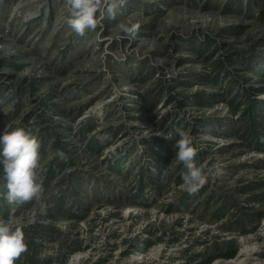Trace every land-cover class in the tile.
I'll return each mask as SVG.
<instances>
[{
    "label": "rangeland",
    "instance_id": "rangeland-1",
    "mask_svg": "<svg viewBox=\"0 0 264 264\" xmlns=\"http://www.w3.org/2000/svg\"><path fill=\"white\" fill-rule=\"evenodd\" d=\"M248 1L127 0L80 37L63 0H0V134L39 139L52 205L0 201L25 233L16 264H264V127H239L264 113V0ZM179 131L217 166L194 195Z\"/></svg>",
    "mask_w": 264,
    "mask_h": 264
},
{
    "label": "clouds",
    "instance_id": "clouds-1",
    "mask_svg": "<svg viewBox=\"0 0 264 264\" xmlns=\"http://www.w3.org/2000/svg\"><path fill=\"white\" fill-rule=\"evenodd\" d=\"M126 4L127 0H63L66 24L73 33L83 37L88 31H95L105 17L114 20L118 9ZM119 28L124 36L134 38L139 25L121 23ZM178 135L174 145L177 149L175 159L186 169L181 177L182 188L189 195H194L207 183L217 166L207 170L197 166L195 157L198 149L194 146V138L185 131H179ZM40 148L39 139L24 128L3 129L0 134V164L3 165L5 191L0 192V198L10 205L35 202L40 215H47L52 205L43 199L44 188L38 176ZM57 155L62 160L67 159L61 150H57ZM27 251L25 233L17 226L14 214L10 212L7 219L0 218V264H16Z\"/></svg>",
    "mask_w": 264,
    "mask_h": 264
},
{
    "label": "trees",
    "instance_id": "trees-1",
    "mask_svg": "<svg viewBox=\"0 0 264 264\" xmlns=\"http://www.w3.org/2000/svg\"><path fill=\"white\" fill-rule=\"evenodd\" d=\"M248 2L252 3L253 0H249ZM230 5H233V3L231 2ZM190 47H191V49L193 51L197 52L200 55L204 53L203 47L201 45H198L197 43L190 45ZM147 101L150 103V99H148ZM195 101L197 103H199V104L203 103L202 102L203 99L200 98V97H197ZM256 107H258V106L253 105L251 107V109H249L247 111L248 112V121L249 122L248 123H243L242 125H239V127H241L240 130H243V136L244 137L248 136V138H251V139H257L258 134H259L258 133V129L264 127V113L257 112L256 111V109H257ZM163 147L166 148V147H169V145H165V146L163 145L160 150L155 151L152 154L155 157H157V158H159V159H161L163 161H169V159H170V153H169L170 149L166 150ZM122 165H123V163H122ZM117 171L119 173H121L123 170H121V168H117ZM142 175H144V174H142ZM142 177H144V176H142ZM139 181H141V183H140V185H141L142 181H143V178H140ZM0 192H3V190H0ZM0 201L2 202V201H4V199L0 198ZM212 217H214V219H219L221 217V215L216 213V214H213ZM239 220L242 221V218H240ZM241 223L243 224V222H241Z\"/></svg>",
    "mask_w": 264,
    "mask_h": 264
}]
</instances>
